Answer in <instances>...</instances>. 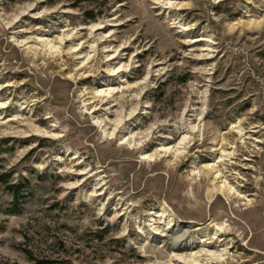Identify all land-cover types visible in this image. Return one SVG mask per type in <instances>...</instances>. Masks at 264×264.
Returning a JSON list of instances; mask_svg holds the SVG:
<instances>
[{
	"label": "rangeland",
	"instance_id": "rangeland-1",
	"mask_svg": "<svg viewBox=\"0 0 264 264\" xmlns=\"http://www.w3.org/2000/svg\"><path fill=\"white\" fill-rule=\"evenodd\" d=\"M151 212L264 264V0H0V264L188 254Z\"/></svg>",
	"mask_w": 264,
	"mask_h": 264
},
{
	"label": "bare ground",
	"instance_id": "bare-ground-1",
	"mask_svg": "<svg viewBox=\"0 0 264 264\" xmlns=\"http://www.w3.org/2000/svg\"><path fill=\"white\" fill-rule=\"evenodd\" d=\"M97 30H103V27H97L95 29ZM97 46L102 43L101 40L96 41ZM47 47H49L50 51L55 50L57 53V46L54 47L50 42L46 43ZM91 49H94L92 47ZM107 63L108 66L111 67V74L112 76L123 74L127 72L128 68L126 70H123L122 67L114 68L115 64L119 62L120 56L118 53H113L112 55H108L107 57ZM82 65V64H81ZM124 68V67H123ZM110 71V70H109ZM111 77V76H110ZM111 80H105V82H110ZM125 82V81H124ZM107 84V83H106ZM110 84V83H109ZM100 87H104V83H98ZM117 92V91H116ZM115 95V90H112L110 88L108 89H100L96 90L95 95L91 100L95 99H102L104 100V104L106 105L109 103V100H111ZM93 104V103H92ZM96 113V112H94ZM98 123V121H97ZM105 125V122H103ZM102 124V125H103ZM117 127V125H116ZM195 127V126H194ZM116 129V128H115ZM185 132V131H184ZM115 134V133H114ZM113 134V135H114ZM196 135V128L191 131V136ZM192 137H189L191 139ZM188 138H183L182 143L186 142ZM136 140H133V143H135ZM132 142V141H131ZM141 147V146H140ZM166 154L173 155L177 154V151L175 148H167L162 150ZM222 154V153H221ZM146 156V155H145ZM178 156V155H177ZM221 157V156H220ZM226 160V159H225ZM218 162V161H217ZM219 164V163H218ZM212 174L217 175V180L222 181L225 180L222 185L219 187L220 193H229L233 198H240L237 194L239 193V190L236 188H233L232 186L229 185V183L226 182V178L223 176V174L219 171V166L218 165H211L207 167ZM238 196V197H236ZM167 214L165 212H161V214H155L154 212H151L149 214V217L151 219L152 227H155L156 234H161L164 239H166L167 242L171 244L173 249L176 251H183L187 252L188 254L182 255V256H177L174 255V257L170 258V261H168L171 264H233V262L228 258L227 256L229 255V249L228 248H223V245H220V247H217L215 244H219L223 241H221V237L218 236V233H215L213 237H202L198 240V242L195 244H191L187 240H189L193 234V231L189 227H184L181 226L179 223H174L173 220L168 223L167 228H163V223L166 218ZM261 220V218H259ZM263 219V218H262ZM260 222V221H259ZM263 222V221H262ZM259 223V227L263 228V223ZM218 236V237H217ZM223 240V239H222ZM196 247L200 248L203 247L202 250L199 251H194ZM221 248L222 250H219ZM217 249V250H216ZM214 250V251H213ZM227 260H230L226 262Z\"/></svg>",
	"mask_w": 264,
	"mask_h": 264
},
{
	"label": "trees",
	"instance_id": "trees-1",
	"mask_svg": "<svg viewBox=\"0 0 264 264\" xmlns=\"http://www.w3.org/2000/svg\"><path fill=\"white\" fill-rule=\"evenodd\" d=\"M9 189L12 190L13 193V197L17 200L18 202V198L20 197V190L17 189V187L15 185H10ZM11 214H18L21 212V209L19 210H9Z\"/></svg>",
	"mask_w": 264,
	"mask_h": 264
}]
</instances>
